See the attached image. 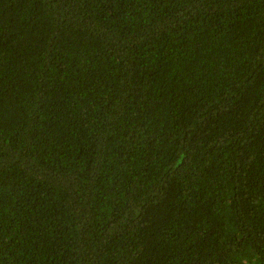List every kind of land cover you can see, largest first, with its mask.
<instances>
[{
    "label": "trees",
    "instance_id": "trees-1",
    "mask_svg": "<svg viewBox=\"0 0 264 264\" xmlns=\"http://www.w3.org/2000/svg\"><path fill=\"white\" fill-rule=\"evenodd\" d=\"M0 264H264V0H0Z\"/></svg>",
    "mask_w": 264,
    "mask_h": 264
}]
</instances>
